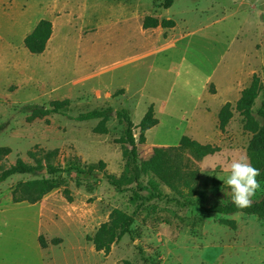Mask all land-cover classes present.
Returning a JSON list of instances; mask_svg holds the SVG:
<instances>
[{
	"label": "rangeland",
	"instance_id": "rangeland-1",
	"mask_svg": "<svg viewBox=\"0 0 264 264\" xmlns=\"http://www.w3.org/2000/svg\"><path fill=\"white\" fill-rule=\"evenodd\" d=\"M159 2L0 0V148L10 150L0 174L17 160L41 165L0 183V264H264V218L206 212L233 203L224 169L249 158L253 133L236 104L254 75L262 89L251 113L263 123L264 0H173L167 10ZM146 16L175 27L144 30ZM42 19L52 32L44 52L32 55L23 40ZM226 104L231 118L221 131ZM150 106L158 126L132 166L119 143L127 125L116 112L137 125ZM104 110V120H77ZM182 136L218 150L200 161L169 153L170 164L195 171L189 187L141 173L154 148L169 150ZM47 163L64 171L53 177L59 188L36 204H13L18 183L49 177ZM109 176L138 197L114 189ZM257 179L253 202L264 197V178ZM115 209L132 217L130 233L96 251L95 234Z\"/></svg>",
	"mask_w": 264,
	"mask_h": 264
},
{
	"label": "trees",
	"instance_id": "trees-1",
	"mask_svg": "<svg viewBox=\"0 0 264 264\" xmlns=\"http://www.w3.org/2000/svg\"><path fill=\"white\" fill-rule=\"evenodd\" d=\"M173 4V0H161L158 3L157 8L164 10L169 9ZM172 29L175 27V22L172 20H157L155 18L146 16L142 21V28L147 29ZM52 29L51 23L48 20H40L32 33L25 37L23 40L24 47L32 55H40L44 52L46 44L50 38ZM262 89V83L257 75L252 77L250 85L241 92L240 98L236 104V111L245 120L244 128L253 133L251 141L249 143L248 155L252 165L260 170V174L264 178V103H262L260 109L257 111V116L263 121L261 126H258L254 121L251 109L252 105L258 97ZM54 107L61 108L63 105H68V101L54 102ZM109 114V111H93L82 115L77 118L79 121L90 120H104ZM219 129L224 130L228 120L231 118V111L229 105L223 106L219 112ZM116 118L126 123L124 137L119 140V143L126 145L129 150L124 152V155L128 156V161L132 166L138 163L137 146L145 143V134L148 130L152 129L158 124V120L155 119L153 108L150 106L141 119V121L134 125L129 115L125 110L116 112ZM137 130V131H136ZM217 148L211 145H203L195 140L190 139L187 136H182L179 143L175 147H170L169 150L162 148H154L151 157L141 162L139 169L141 173H153L157 176L167 187L175 189V182H182L186 187H189L190 181L195 177V171H189V165L185 162L182 166H173L169 163V153H174L179 156L187 155L191 159L200 161L205 157L211 156L217 152ZM10 153L7 148H0V159ZM49 153L48 155H51ZM48 178L34 179L26 182H20L11 192V201L13 204L28 203L36 204L45 195L49 194L53 190L59 188V182L53 178L56 174L64 172L60 167H55L50 163L46 164ZM84 173L90 174L95 169L93 166H84ZM97 168L102 171L105 168V164L102 161L97 163ZM41 169L40 163L36 166L28 165L20 160H17L14 165L4 170L0 174V183L4 182L9 177L15 175H28L33 174L37 170ZM51 176V177H50ZM109 184L114 189H120L121 192L132 193L131 190L122 187V179H115L112 176L108 177ZM63 194L68 201H72L69 196V190L64 189ZM133 194V193H132ZM135 198L138 196L133 194ZM208 213H215L218 215H230L233 213H243L246 215H255L260 218H264V197L257 202H253L251 207L244 209H238L233 203L227 205L213 204L206 209ZM132 217L125 212L115 209L113 210L110 222L103 224L96 232L93 239V245L96 251L108 252L110 246L115 243L120 237L121 233H130L132 226ZM53 244L56 241H52ZM39 245L45 247L41 238L39 239Z\"/></svg>",
	"mask_w": 264,
	"mask_h": 264
},
{
	"label": "clouds",
	"instance_id": "clouds-1",
	"mask_svg": "<svg viewBox=\"0 0 264 264\" xmlns=\"http://www.w3.org/2000/svg\"><path fill=\"white\" fill-rule=\"evenodd\" d=\"M214 171V167H205L203 171ZM228 173L226 184L232 193V202L238 209L251 207L253 197L261 185L257 177L260 170L254 167L247 155H239L233 159L224 169Z\"/></svg>",
	"mask_w": 264,
	"mask_h": 264
},
{
	"label": "crops",
	"instance_id": "crops-1",
	"mask_svg": "<svg viewBox=\"0 0 264 264\" xmlns=\"http://www.w3.org/2000/svg\"><path fill=\"white\" fill-rule=\"evenodd\" d=\"M37 25V24H36ZM35 28V27H34ZM158 28H160V27H158ZM156 29V28H155ZM173 29V28H172ZM147 30H149V29H147ZM164 30H170V29H164ZM158 125H156V127H157ZM155 128V127H154ZM153 129V128H152ZM152 129H150V130H152ZM150 130H148V131H150ZM147 131V132H148ZM179 143V142H178ZM178 145V144H177Z\"/></svg>",
	"mask_w": 264,
	"mask_h": 264
},
{
	"label": "bare ground",
	"instance_id": "bare-ground-1",
	"mask_svg": "<svg viewBox=\"0 0 264 264\" xmlns=\"http://www.w3.org/2000/svg\"><path fill=\"white\" fill-rule=\"evenodd\" d=\"M20 25L23 26L24 25V22H21Z\"/></svg>",
	"mask_w": 264,
	"mask_h": 264
}]
</instances>
